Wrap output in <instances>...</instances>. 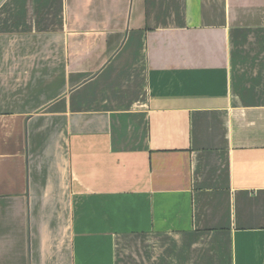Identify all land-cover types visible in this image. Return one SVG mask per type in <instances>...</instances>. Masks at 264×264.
Instances as JSON below:
<instances>
[{"label": "crops", "instance_id": "0c3cea01", "mask_svg": "<svg viewBox=\"0 0 264 264\" xmlns=\"http://www.w3.org/2000/svg\"><path fill=\"white\" fill-rule=\"evenodd\" d=\"M0 264H264V0H0Z\"/></svg>", "mask_w": 264, "mask_h": 264}]
</instances>
